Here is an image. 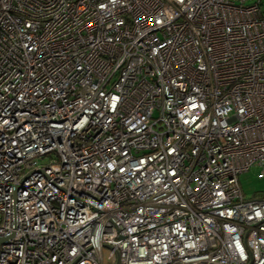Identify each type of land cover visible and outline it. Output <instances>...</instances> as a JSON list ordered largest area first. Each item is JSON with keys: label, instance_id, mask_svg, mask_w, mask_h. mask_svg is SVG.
Here are the masks:
<instances>
[{"label": "built area", "instance_id": "2783aa9c", "mask_svg": "<svg viewBox=\"0 0 264 264\" xmlns=\"http://www.w3.org/2000/svg\"><path fill=\"white\" fill-rule=\"evenodd\" d=\"M263 0H0V264H264Z\"/></svg>", "mask_w": 264, "mask_h": 264}, {"label": "rangeland", "instance_id": "374dc122", "mask_svg": "<svg viewBox=\"0 0 264 264\" xmlns=\"http://www.w3.org/2000/svg\"><path fill=\"white\" fill-rule=\"evenodd\" d=\"M262 12L264 13V0L262 2ZM260 171V167L252 166L250 170L239 175V185L246 198L264 196V178H257V173Z\"/></svg>", "mask_w": 264, "mask_h": 264}]
</instances>
